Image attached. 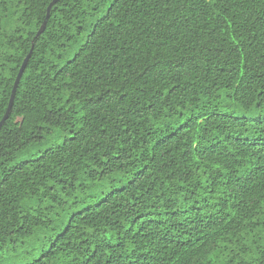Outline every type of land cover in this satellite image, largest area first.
<instances>
[{
    "label": "trees",
    "instance_id": "1",
    "mask_svg": "<svg viewBox=\"0 0 264 264\" xmlns=\"http://www.w3.org/2000/svg\"><path fill=\"white\" fill-rule=\"evenodd\" d=\"M52 1L0 0V251L264 264V0Z\"/></svg>",
    "mask_w": 264,
    "mask_h": 264
},
{
    "label": "rangeland",
    "instance_id": "2",
    "mask_svg": "<svg viewBox=\"0 0 264 264\" xmlns=\"http://www.w3.org/2000/svg\"><path fill=\"white\" fill-rule=\"evenodd\" d=\"M70 136H71L70 134H66V135L61 136L60 139L53 141L51 146L53 147V146H57V145L62 144L64 142L65 138L70 137ZM46 148H48V147H46ZM39 155H40V153L33 152L31 155L27 156L25 160L35 159ZM104 190H105V192H109L111 190V188L109 186H107ZM12 253L13 252H8V251L2 252V251H0V257H3L5 262L8 264L9 263L24 264L25 262H30L32 260V258L25 259L23 252H20L14 256ZM11 256L13 257V259L11 258Z\"/></svg>",
    "mask_w": 264,
    "mask_h": 264
},
{
    "label": "water",
    "instance_id": "3",
    "mask_svg": "<svg viewBox=\"0 0 264 264\" xmlns=\"http://www.w3.org/2000/svg\"><path fill=\"white\" fill-rule=\"evenodd\" d=\"M58 1H60V0H53L52 3L49 5V7H48V11H47L48 13H47L46 20H45V22L43 23V25L41 26V28H40V30L38 31V33H37V35H36L35 38H38V37H39V36L45 31V29H46V27H47V22H48V19H49L50 11H51V9L53 8V6H54ZM31 53H32V51H31ZM31 53L27 56V58L25 59L23 65H22V67H21V70H20V72H19V75H18V77H17V80H16L15 85H14V88H13V92H12L11 100H10V103H9V107H8V109H7V112H6L5 116H4V118H3L2 121L0 122V128L3 126V124L5 123V121H6V120L8 119V117H9V114H10V111H11V108H12V105H13V102H14V98H15V94H16L17 87H18L19 82H20V80H21V78H22V76H23L24 69H25V67H26V65H27V63H28V60H29V58H30V56H31Z\"/></svg>",
    "mask_w": 264,
    "mask_h": 264
}]
</instances>
